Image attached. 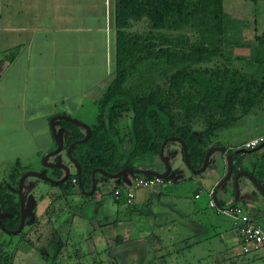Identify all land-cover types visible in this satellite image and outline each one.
<instances>
[{
  "label": "trees",
  "instance_id": "trees-1",
  "mask_svg": "<svg viewBox=\"0 0 264 264\" xmlns=\"http://www.w3.org/2000/svg\"><path fill=\"white\" fill-rule=\"evenodd\" d=\"M227 16L223 0H114L115 76L96 103L89 138L76 143L70 152L80 168L84 189L96 168L116 173L152 164L168 137L183 141L189 164L198 169L211 145L224 147L212 142L217 132L235 125L262 104L264 35L253 36V42H230ZM133 26L140 32L132 31ZM235 48L248 54L234 55ZM234 63L248 66L249 72ZM60 123L70 133L66 145L83 139L75 124ZM125 140L128 147H123ZM252 154L255 158L246 162V154L233 155L232 175L247 171L264 188V152ZM24 171L17 161L5 172L0 181L1 206L12 204L7 185L15 184ZM61 173L57 167L51 169L53 176ZM73 178L77 175L69 176L68 186L64 182L58 185L64 199L72 193ZM165 183L163 180L162 185ZM246 211L254 222L259 220L252 209ZM62 246L54 232L49 241L52 258ZM0 264H6L2 255Z\"/></svg>",
  "mask_w": 264,
  "mask_h": 264
},
{
  "label": "crops",
  "instance_id": "crops-1",
  "mask_svg": "<svg viewBox=\"0 0 264 264\" xmlns=\"http://www.w3.org/2000/svg\"><path fill=\"white\" fill-rule=\"evenodd\" d=\"M255 1L264 4V0ZM233 54L246 56L248 52L235 48ZM114 62V0H0V154L6 157L8 152L2 150L32 144L36 133L46 143L32 152L44 156L51 150L50 120L58 115L70 116L72 111L81 110L88 103L95 107L96 114L85 124H93L96 103L115 76ZM54 126L58 132L62 129L69 133L60 120L54 121ZM80 130L85 134L84 129ZM23 154L22 149L18 155L14 153L15 162L11 166ZM3 162L1 158L0 163ZM221 174L217 171L220 179ZM172 180L143 189L138 200L134 192L131 205L119 200L128 206V211H118L119 215L111 213L105 206L106 201L95 207L102 222L96 223L90 245L86 244L84 252L97 255L101 247L98 256L105 257L106 262L98 258L100 264H166L167 259L176 262V255L182 252L188 256L186 264H223L225 250L218 245L210 248L209 228L198 218L204 213L163 201V190L174 183ZM238 184L243 198L253 199L243 183L238 181ZM231 198L220 200L224 205ZM119 202L114 201L117 205ZM237 204L248 207V204ZM135 214L141 218L140 222L145 219L150 223L140 224L139 230L134 227L131 232ZM76 219L72 220L71 230L78 225ZM164 229L168 231L166 234L159 232ZM177 231L183 237L175 240ZM225 233L214 234L222 244L226 242ZM234 233V240L236 236L240 245L235 229ZM63 240L68 246L75 245L70 237ZM140 243H144L140 253L145 255L150 250L148 255L152 257L147 260L143 256L145 259L139 263L140 258L134 254L138 245L142 246ZM153 245L167 248L168 256L164 258L152 250ZM113 248L116 254L110 256L108 251ZM122 250L125 258H120ZM56 264L62 263L56 261Z\"/></svg>",
  "mask_w": 264,
  "mask_h": 264
},
{
  "label": "rangeland",
  "instance_id": "rangeland-1",
  "mask_svg": "<svg viewBox=\"0 0 264 264\" xmlns=\"http://www.w3.org/2000/svg\"><path fill=\"white\" fill-rule=\"evenodd\" d=\"M232 1H235L232 2ZM223 8L225 11L228 12L227 16V37L230 42H253V36H263L264 34V4L261 1H252V0H223ZM132 31H139L137 26H133L131 29ZM140 32V31H139ZM243 49V48H239ZM234 53V50L232 51ZM115 66V62H114ZM234 66L240 68L243 66L245 69L244 71L249 72V67L241 64V63H234ZM212 67V66H211ZM96 114L95 107L90 106L89 103L85 104L81 110L72 111L70 113L71 118H75L77 120H81L85 123H90L93 120L94 115ZM80 121V122H81ZM36 126V124L34 125ZM31 127L32 129L35 127ZM199 127L196 126L195 130H198ZM62 133V137L68 136L69 133L65 130H59ZM264 134V99L260 106L254 108L250 114L246 117L242 118L238 121L235 125L220 130L217 132V137L212 140L213 143L219 142L225 148H242L243 144L246 143L248 140L253 139L254 137L260 136ZM34 142L32 144H26L24 148L16 147L8 150H2V152H8L6 157H3L0 154V159L4 158L5 162L0 163V181L3 178L4 171L11 167V164L14 161V153L18 155L19 152L22 151L24 154L19 159V162L27 168L29 171H38L42 168V159L43 155L33 154V149L41 148L45 145L46 141L43 139L41 135L35 133ZM129 142L125 140L123 142V147H128ZM212 146V145H211ZM21 148V149H19ZM55 148L53 137H51L50 142V149ZM249 150V149H248ZM255 152L258 151L257 149L254 150ZM256 152V154H258ZM45 155V154H44ZM212 158L210 159V164L205 169L204 172L195 176L191 169L186 165L184 160L182 159L181 147L178 142L170 143L167 146L166 152H164V157L168 159V161L172 164V169L175 171L176 175L174 177V182L170 186H165L163 190V201L165 203L169 202H176L177 206L181 209L188 208V209H197L198 211H202L204 216L198 215V218H201L207 224L209 231H210V248L216 247L217 245L219 248H222L226 252V257L223 264H264V247H261L257 250L251 251L249 253H243L241 246L236 240H234V229L232 225V218L223 214H218L215 212L214 209L208 207V196L207 192L211 189H216L217 184L221 180L218 175L217 171L220 170L222 174L220 177L222 178L225 169H226V160L225 157L220 152H214L211 154ZM61 158L62 162H67L63 153L58 155ZM255 156L252 154H246L244 158V162L253 160ZM155 161L151 164V166L145 165V163L138 164L137 167L139 168H154V169H162L164 166L161 164L159 158H155ZM71 172L74 173V168L72 165H69ZM26 171V169H25ZM214 171L216 175L213 174ZM209 173H212L211 175ZM143 176V175H141ZM39 180L37 177H30L29 180L25 182V187L28 182L35 183ZM176 181V182H175ZM239 182L243 183L245 189L252 194H255L253 199L241 198L239 199L240 204H248V209L252 205L254 200L257 198H261L252 185L251 181L242 176L239 179ZM112 183V182H111ZM232 177L231 179L225 183L222 187H219L217 191V198L218 199H225L228 200L230 197L233 198V188H232ZM240 185V184H239ZM108 187L106 189L109 188ZM38 187V188H37ZM34 187L32 193L34 195H39V192L42 194L45 192L46 186L43 185L41 182L38 183V186ZM48 187V186H47ZM106 189H102V191L94 192L92 195H84L82 196L76 191H73L71 195L64 199L60 197V192L58 189H53L51 194V204L49 211L40 219L33 221V218L29 219L28 225L23 229L21 235L24 237L27 243L20 240V236H9V235H2L0 233V255L4 257L6 260V264H48L52 256H45V252L42 251L43 247H46L47 243L52 239L53 233L57 230L59 233L66 234L67 237L71 238L73 241L74 246H70L65 250L64 255L60 256L59 263L65 264L68 261V258L75 252L78 253L86 251V244L90 245V235L96 229V223L101 221V215L96 213L95 207H98V203H103L106 201L105 206H107L111 213L119 215L118 211L125 212L128 211V206L122 202H119L117 205L112 200L110 194L105 193ZM32 190V189H31ZM39 191V192H38ZM143 189L135 191L137 195L136 199L143 193ZM25 192H28L27 189ZM198 194V198L194 195ZM231 198V199H232ZM35 200L38 199L35 198ZM135 200V202H137ZM44 203V204H43ZM41 204L45 205V202ZM131 205V204H130ZM250 205V206H249ZM100 206V205H99ZM119 206V207H118ZM91 207V208H90ZM105 209V208H104ZM44 211V207H41V211ZM102 211V210H101ZM100 213V212H99ZM77 218L76 221L78 224L74 227V229H70L71 223L73 218ZM138 218L136 214L134 215V222L132 220V228L139 230V225H148L150 222L148 220H142ZM102 222V221H101ZM261 223H263L261 221ZM260 223V224H261ZM70 224V225H68ZM147 231V230H146ZM167 230H159L160 233L166 234ZM171 232V231H170ZM225 233L226 242L222 244L219 242L218 238L214 235L216 233ZM151 233V232H149ZM157 234L158 232L155 231ZM144 232L141 233L143 235ZM148 232L146 233V235ZM183 235L180 231H177L174 234V238L180 239ZM215 238V239H214ZM178 241V240H177ZM180 242V241H179ZM142 246H139L135 249L136 255L135 257L140 258V261H143L145 258L148 260L151 255L150 250L143 255L140 253L142 248H144V243H140ZM146 244V243H145ZM84 247V248H83ZM90 248V246H88ZM147 249L150 247H146ZM93 249V248H92ZM101 247L98 248L97 255L96 252L93 255H90V258H86L87 261L84 264H100L99 259L106 262L105 257H100L99 254ZM152 250L158 252L160 255H163L164 258L168 256L167 248H160L159 246L153 245L151 248ZM173 250V249H172ZM116 249L113 248L112 250L108 251L110 256L115 255ZM123 251V250H122ZM121 253L120 258H125L126 254L124 251ZM49 255L51 254V248L49 247L48 251ZM88 253V252H87ZM96 255V256H95ZM143 256H146L145 258ZM187 254L182 252L176 255V262H172V259L165 260L166 264H186ZM99 258V259H98ZM73 259V258H72ZM108 259V258H107Z\"/></svg>",
  "mask_w": 264,
  "mask_h": 264
},
{
  "label": "flooded vegetation",
  "instance_id": "flooded-vegetation-1",
  "mask_svg": "<svg viewBox=\"0 0 264 264\" xmlns=\"http://www.w3.org/2000/svg\"><path fill=\"white\" fill-rule=\"evenodd\" d=\"M66 137H68V136L63 137V148H62V152L61 153H63L65 159L67 160V162L64 161L62 163L69 167V175L66 177V179H64L62 182H60V183H63L64 182V186H68L67 179L69 178L70 175H73V174H76L77 175L76 168L71 164V161L69 160L68 153H67V149H68L69 145H71V144L74 145V144H76V143H78L80 141V140L74 141V142L69 143L68 145H66V141H65V138ZM168 138H172V137H168ZM171 141L178 142V141H176L174 139H171V140L167 141L166 144H165V146H164V149H163V155H164V152H166L167 146L170 144ZM261 144H259V145H261ZM259 145L257 147H259ZM257 147H255V148H257ZM263 148H264V146L261 147V148H259V149H257L258 151L260 150V152L258 154L264 152V149ZM242 149H244V148L242 147ZM245 150H247V149H245ZM258 151H256V152H258ZM253 152H255V151L253 150ZM59 154H57V155H59ZM249 154H251V152ZM57 155H54V156L49 157L46 161L48 163H55L56 156ZM222 155L225 157L224 154H222ZM159 160L161 161L160 158H159ZM161 164L164 166V164L162 163V161H161ZM169 164H170V166H172V164L170 162H169ZM69 165H72V167L74 168V171H73L74 173L71 172V169H70V166ZM145 165L151 166V164H145ZM52 168H54V167H52ZM52 168H48L47 169V172L45 173V175L47 176V178H49V179H51L53 181H57L59 179H62L63 176H64V174H65L64 173V170H62V169L59 168L61 170V172H62L61 175L53 176L51 174V169ZM126 168H133V167H126ZM126 168H122L119 171H121L123 169H126ZM41 169L42 168H40V170ZM96 169H99V168H96ZM96 169H94V170L91 171L90 179H89V183H88V187L84 189L83 186H82V184H81L82 188L84 189L83 191H82V188L80 186L81 181L79 182L78 176H77V179H74L73 178L71 180L70 185H69V186H71V192L76 191L79 194H81L82 196H84V195H88L87 193L91 189L92 182L95 183L94 192H97L98 190L99 191H102L103 188L106 189L108 187V184H109L111 186H109V188L106 189L104 192L110 194V196L113 199V196L111 195V191H112V189H113L114 186H120L123 183L127 182L131 178H134L136 176L143 175L141 173L136 172V173H131V174H128L127 173V174H124L123 176L118 177V178H112L109 175L116 174L119 171L116 172V173H108V172H106V171H104V170L101 169L106 174H102V173L96 172L92 176V172L95 171ZM133 169H137V170L150 169V170H155V171H158V172H163L164 171V168H162V169H160V168L154 169V168H149V167H146V168H139V167H137V168H133ZM171 170H173L172 167H171ZM28 171L29 170H26V171L22 172L19 175L18 179L16 180L15 184L7 185L8 188H9V190H8L9 191V194L12 196V202H11L12 204H10V205H7V204L6 205H3L2 204V206L0 205V233L2 235L20 236V240L23 241V242H25L26 240L21 235V233H22L23 229L28 225L29 219L30 218H33L32 219L33 221L38 220L41 217H43L49 211L50 204L52 203L51 200H50V198H51L50 197L51 196L50 192H52L53 189H58L59 192H60V197L63 198L62 190L58 187V185L60 183L49 182L47 180H43V179L39 178V180L35 183V185H34V183H32V182L29 181L28 184L26 185L27 187H25V182L27 180H29L30 176L27 177L26 179H24L23 184H22V188H21V193H19V191H18V184H19L20 178L22 177L23 174L27 173ZM5 172H7V169L4 171L2 180L5 177ZM80 176H81V172H80ZM232 179H233V175H232ZM41 182L43 183V185L46 186L45 192L42 194L41 192L38 191L39 192V195H36L35 196L34 193H32L31 191H33L34 187H37L38 186V183L40 184ZM232 188H233V196H234V186H233V184H232ZM26 189H27L28 192H25ZM257 193H258V191H257ZM20 194L23 195V199H24L23 200V203H21ZM251 195L255 196V194H252V193H251ZM30 196L33 197V200H34V203H35L34 206H33V208H32V210H31V213L28 210H26L27 207L29 206V199L28 198ZM241 196H242V194H241V191L239 189V197H241ZM35 198L38 199V202H37V200H35ZM43 202H45V205H43L44 204ZM41 203H43V204H41ZM100 203H98V204H100ZM41 207H44V211L43 212H40L41 211ZM246 208H248V207H246ZM250 209H252L256 214L260 215V218H259V220L257 222L258 223H261V221H262L263 223H261V224L264 225V198L261 196L260 200H259V198H257V200H254L252 202V205H251ZM22 215H24L23 227L21 228V230L19 232L13 234L12 232L15 231L19 227V224H20ZM55 232L58 233L59 239L62 242V245L63 246H62L59 254L55 258L50 259V262L48 264H56V261L59 262L60 256H62V254L64 255L65 250H67V248L69 247L66 244V240H63V238L64 239L66 238V236H65L66 234L63 233V236H62V233H59V231L56 230ZM26 242L29 243V241H26ZM48 249H49V242L47 243L46 247H43V249H42V251L45 252L44 254H45L46 257L47 256H51V254L49 255V253L47 252ZM90 255H93V253H89V252L88 253L87 252H80V253H78V249H77V252L73 253L71 255V257L68 258V261L65 262V264L75 263V262H77V260L81 261L84 264V262L87 261L86 258H88V257L90 258Z\"/></svg>",
  "mask_w": 264,
  "mask_h": 264
},
{
  "label": "water",
  "instance_id": "water-1",
  "mask_svg": "<svg viewBox=\"0 0 264 264\" xmlns=\"http://www.w3.org/2000/svg\"><path fill=\"white\" fill-rule=\"evenodd\" d=\"M56 120H65V121H68V122H71V123L75 124L77 127L81 128V129H84L85 130L84 137L79 142L86 141L89 138V136H90V128H89V126L84 124V123H82V122H80V121H78L77 119L71 118L70 116H66V115H58V116L53 117L50 120V131H51V134H52V137H53V140H54L55 148H52L49 152H47L44 155V157L42 159V165H41L42 169L41 170H39V171H28L27 173L22 175V177L20 178L19 184H18L19 193H21V188H22V184H23L24 179H26L29 176L30 177L41 178V179L47 180L49 182L60 183L64 179H66V177L69 175V167L66 166L65 164H63L62 161H61V158L57 155V154L62 152L63 137H62V134L60 132L56 131V129H55L54 121H56ZM171 139H174V140H176V141H178L180 143L181 148H182L183 160L186 163V165L191 169L192 173L195 176H198L199 174L204 172L205 169L208 167V165L210 164V156H211L212 153L220 152V153L225 155V160H226L225 173H224L223 177L221 178V180L219 181V183L217 184V188L214 189V200L216 201L217 205L220 208H223V206H221L218 203V201L220 199L217 198V191H218L219 187H222L232 177V169H233L232 157H233V155H235V154H248L250 152H253V150L259 149V148L264 146V143H262L261 145H259V147L255 148L253 150H245V149H242V148H237L235 150H232V149L225 148V147H222V146H210L207 149V151H206V153L204 155V159L202 161L201 166L198 169H193L191 167V165L189 164V161H188V154H187V149H186L185 144L183 143V141L180 138L172 137V138L165 139L162 142L161 147H160L159 158L161 159L162 163L164 164V171L163 172H158V171L150 170V169L137 170V169H133V168H126V169H123V170L119 171L116 174L109 175V176H111L112 178H118V177H121V176H123L124 174H127V173L131 174V173L138 172V173L143 174V176H145V177H147V176H156V177L162 178L165 181H169V180L173 179L174 176H175V172L173 170H171V166L169 164L168 159L166 157H164V155H163L164 146H165L166 142L171 140ZM74 145L73 144L69 145V147L67 149V153H68L69 160L71 161V164L77 170V176H78L79 182H80L81 181L80 168H79L78 164L76 163V161L73 160V158L71 157V154H70L71 148ZM54 155H57L55 163H48L46 160L49 157L54 156ZM52 167H57V168H60V169L64 170L65 174H64L62 179H59L57 181H53V180L47 178L45 173L47 172L48 168H52ZM96 172H99V173H102V174H106L101 169H96L95 171L92 172V176ZM242 176L247 177L251 181V183L255 187V189L258 191V193L264 198V188L261 186V184H259L256 181V179L249 172H247V171H239L238 173H236L233 176L232 184L234 186V196H233L232 200L228 204L225 205L226 208L231 207L233 205H236L237 202H239V199L241 197H239V188H238L239 184H238V181H239V178L242 177ZM80 186H81V183H80ZM81 188H82V186H81ZM94 188H95V183L92 182L91 189L87 193L88 196L92 195V193L94 192ZM83 190L84 189L82 188V191ZM20 199H21V203H23L24 199H23V195L22 194H20ZM28 199H29V206L27 207L26 210H28L31 213V210H32V208H33L35 203H34V200H33L32 196H30ZM23 220H24V215H22L19 227L15 231L12 232L13 234H15V233H17V232H19L21 230V228L23 227Z\"/></svg>",
  "mask_w": 264,
  "mask_h": 264
},
{
  "label": "built area",
  "instance_id": "built-area-1",
  "mask_svg": "<svg viewBox=\"0 0 264 264\" xmlns=\"http://www.w3.org/2000/svg\"><path fill=\"white\" fill-rule=\"evenodd\" d=\"M264 142V134L250 139L243 144L244 149L252 150L259 144ZM163 179L153 176L151 178L145 176H136L129 179L120 186H114L112 196L115 200L125 201L131 204L134 198V192L137 189H151L154 186L162 185ZM198 194L195 197L198 198ZM208 206L214 209L218 214H223L232 218V225L236 230L240 239V246L243 253H249L264 247V225L254 222L242 205H233L226 208H220L214 200V189L207 192ZM225 207V208H224Z\"/></svg>",
  "mask_w": 264,
  "mask_h": 264
}]
</instances>
